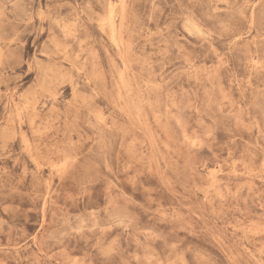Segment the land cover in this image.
Segmentation results:
<instances>
[{
  "label": "rangeland",
  "instance_id": "374dc122",
  "mask_svg": "<svg viewBox=\"0 0 264 264\" xmlns=\"http://www.w3.org/2000/svg\"><path fill=\"white\" fill-rule=\"evenodd\" d=\"M0 264H264V0H0Z\"/></svg>",
  "mask_w": 264,
  "mask_h": 264
}]
</instances>
